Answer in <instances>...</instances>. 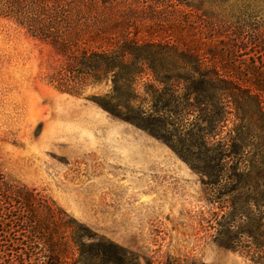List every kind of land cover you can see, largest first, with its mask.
<instances>
[{
  "label": "rangeland",
  "instance_id": "1",
  "mask_svg": "<svg viewBox=\"0 0 264 264\" xmlns=\"http://www.w3.org/2000/svg\"><path fill=\"white\" fill-rule=\"evenodd\" d=\"M80 12V28L93 32L83 48L109 50L123 38L185 44L228 63L256 61L264 74V0H112ZM69 64L0 16L4 180L46 196L140 264H264L261 155L249 145L257 140L231 157L219 144L240 125L255 133V107H195L192 98L162 107L147 74L129 107H101L110 81L83 80L81 95L49 84ZM214 112L222 119L213 137ZM55 231L67 239V229Z\"/></svg>",
  "mask_w": 264,
  "mask_h": 264
},
{
  "label": "trees",
  "instance_id": "2",
  "mask_svg": "<svg viewBox=\"0 0 264 264\" xmlns=\"http://www.w3.org/2000/svg\"><path fill=\"white\" fill-rule=\"evenodd\" d=\"M110 1L0 0V16L47 42L69 61L64 72L56 71L49 77V84L56 90L81 95L86 86L83 80H88V85L110 81V96L101 107H129L134 83L144 74L156 85L154 101L163 103L162 107L192 106L190 98L195 107H217L222 100L231 107H255V133L240 125L238 132L236 129L232 135L231 131L227 140L221 139L219 144L226 149L224 156L231 157L237 151L241 155L251 140H257L249 145L261 155L258 178L262 179L259 184L264 185V74L258 71L256 61L248 65L228 63L218 51L134 38H123L109 50L83 48L81 45L89 41L93 32L80 28V7ZM179 83L182 84L178 86ZM218 114L214 112L209 118L213 137L222 119ZM231 148L236 151L231 152ZM55 229H67V239L57 240L59 232ZM0 264H140V261L135 254L69 217L46 196L22 185L9 184L0 173Z\"/></svg>",
  "mask_w": 264,
  "mask_h": 264
}]
</instances>
